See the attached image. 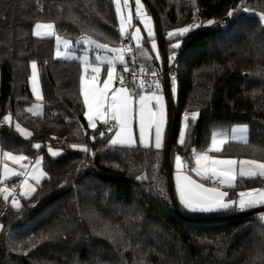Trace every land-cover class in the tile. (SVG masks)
Wrapping results in <instances>:
<instances>
[{
    "label": "trees",
    "instance_id": "16d2710c",
    "mask_svg": "<svg viewBox=\"0 0 264 264\" xmlns=\"http://www.w3.org/2000/svg\"><path fill=\"white\" fill-rule=\"evenodd\" d=\"M150 1L164 34L199 25L183 37H165L168 56L179 53L171 163L180 155L193 165L196 153L209 152L214 132L237 125L249 128L248 142H229L216 154L264 163V24L257 15L264 0ZM40 22L73 42L89 37L116 46L123 40L113 0H0V150L25 163L39 158L47 174L30 197H18L19 208L0 195V264H264L261 213L209 223L203 221L243 211L192 213L178 202L180 217L165 147L111 146L114 132L101 137L104 125L88 127L81 63L57 59L54 39L34 35ZM176 43L181 46L174 49ZM161 55L160 63L147 65L162 69ZM33 61L41 101L30 87ZM37 102L40 114L31 112ZM189 112L198 118L189 119L181 145L180 119ZM6 115L11 123L3 121ZM16 123L31 135L17 132ZM49 148L61 155L51 156ZM254 188H264V177L238 176L228 198Z\"/></svg>",
    "mask_w": 264,
    "mask_h": 264
},
{
    "label": "snow or ice",
    "instance_id": "6c2138e0",
    "mask_svg": "<svg viewBox=\"0 0 264 264\" xmlns=\"http://www.w3.org/2000/svg\"><path fill=\"white\" fill-rule=\"evenodd\" d=\"M129 0H124L125 6L128 5ZM113 3L116 5V14L119 16V28L118 31L121 37H124L126 33L125 28V17L121 14L122 10L120 7V0H113ZM144 5L141 3V0H135V9L136 14L141 17V21L144 24V28L147 31L148 39L151 40V48L153 50L157 49V44L154 36V31L151 26V17L146 16V13L142 11ZM244 12H248L249 9L245 7ZM229 17L233 15V12L228 13ZM259 18L262 24H264V13H259ZM146 17V18H145ZM132 19L131 14L127 17V22H130ZM209 24L213 21H209ZM54 27L53 24L42 25L37 23L35 25L36 31L34 35L42 36L48 35L51 36L52 31L42 34L40 29L46 28L52 30ZM199 27V25H190L185 28H179L175 32H169L168 36H183L185 33L189 32L191 28ZM129 40L136 41L137 46L140 45L141 35L140 29L136 28L134 33L129 35ZM57 43H59V37H57ZM91 44H95L97 48L108 49L107 44H100L96 41H90ZM65 48L69 46V41H64ZM181 45L179 43L173 44L172 47L179 48ZM113 52H121L120 49H110ZM57 57H61L62 53L58 50L56 53ZM64 59H69V56H63ZM107 63L110 67L106 70V78L101 82L100 74L101 67L95 66L91 68V78L88 79L84 76L80 79V91L83 96V105L86 109L84 112V117L87 119L88 127L96 129L97 121H100L105 126V130L101 131L99 135L104 137L106 132L114 131V135L111 136L108 140V143L111 146L116 145H125L127 144L131 147L134 143L133 141V127L132 121L137 119L138 116V129H139V143L144 148L154 147L157 152L161 151L164 148L165 135H166V125L168 123V115L165 105V96L163 95L161 84L159 83L158 78L153 82L154 89L151 87L147 89V95L143 94L145 91L144 85L146 81L141 80L139 84V91L129 89L125 84V78L123 75L119 77V87H113L114 83V73H115V64L111 59H107ZM119 60L121 64H124L123 71H129L127 65L124 62L123 54L115 58ZM156 59H159V53L157 52ZM171 59V58H170ZM97 61H101L100 56H96ZM32 68V92L35 94L37 100H42V96L37 88V64L35 61L31 64ZM143 70V69H142ZM85 72L88 71L86 67ZM153 77H158V74L153 71L151 73ZM136 74L133 73V80H135ZM174 83V77H173ZM102 84V86H101ZM172 92H175V87L171 89ZM138 96V100L135 97ZM198 118L197 112L191 113V121L195 122ZM4 122L11 123V117L6 115L3 117ZM17 132L22 135L30 136V133H26V130L21 127L19 123L14 125ZM189 114H184V125L183 129L179 133V143L181 145L185 144V138L187 130L189 129ZM154 129V138L148 140L152 136V130ZM95 139V137H93ZM233 139H237L235 132H233ZM244 143H247V139L240 137ZM226 142V138L217 139L216 136L212 137L211 147L209 151L219 153L221 152V146ZM35 148L39 149L40 144H35ZM73 148L76 146L73 145ZM85 152L88 151L87 148L83 149ZM51 156L56 157L61 155V153L52 151L49 148ZM5 156L10 157L13 161H20L25 159L23 156H12L10 152L4 153ZM182 158L180 155L175 156V166L177 169L176 175V192L178 196L179 204L186 210L192 213H213L219 212L222 210L234 209L238 207L239 210L255 208L259 205H264V189H252L247 192H240L238 195L240 197L239 201L229 198L228 202H225V198L229 197L227 191H221L218 186L206 187L204 182H198L195 179H192L189 175H180V170L182 169ZM40 161H37L39 164ZM242 166L240 168V175L248 176H261L264 177V163H258L254 160H242L239 162ZM236 164L237 161L234 159H222L216 158L208 155L207 152L200 153L195 157V167L191 168L192 172H195L200 181H211L214 184L224 185L227 184L229 188L235 187L236 180ZM244 165L249 166V170L245 172ZM5 171L7 172V166H5ZM16 175V173H13ZM46 173L41 172L40 176H46ZM139 179V177H138ZM40 178H36V184L39 185ZM24 184L27 186V180L24 181ZM6 191V190H5ZM35 188L30 187L29 191L22 193L23 196L28 197L31 192H34ZM7 199V196H5ZM13 206L19 208L17 201L13 200ZM90 212L95 215V209H90ZM261 219H264V214H261ZM3 225H0L2 228ZM106 228L110 225L106 224ZM119 226H116L118 229Z\"/></svg>",
    "mask_w": 264,
    "mask_h": 264
},
{
    "label": "rangeland",
    "instance_id": "374dc122",
    "mask_svg": "<svg viewBox=\"0 0 264 264\" xmlns=\"http://www.w3.org/2000/svg\"><path fill=\"white\" fill-rule=\"evenodd\" d=\"M141 3L144 5V8L142 9V11L144 13H146V16H150L151 17V26L153 28L154 36H155V40H156V44H157V49L156 50H153L151 48V43L152 42H151V40L148 39L147 31L144 28V24L141 21V17L136 14L135 0L132 1V7L125 6L124 0H120V7H121V10H122L121 14L125 17V20H126V23H125L126 33H125L124 37H122V39H128V41H129L127 43V49L126 50H125L124 44H119V45H116V46H111V45L107 44L108 45V49L97 48L95 46V44H91L90 43V41H92L94 39L89 38V37H84V38L78 40L77 42H73L69 38L57 35L55 33V30H54V27H53V30H52L53 34L51 36H49L48 38H53L54 39V42H55V57L57 59H61V60L79 61L81 63L82 69H83L82 76H84V77H86L88 79H90L91 75H93V73L91 72V68L92 67H95V66L101 67V74H100L101 82L103 81V79L106 78V70H107L108 67H110V65L107 63V60L104 59V58L106 57L107 59L113 60L114 64H115V69H116L115 73H114L115 79H114L113 87H115V83H116V80H117L116 73L118 71V68L120 66L122 67L124 65V64H121L119 62V60L115 59L117 56L123 54L125 63H126V59L130 58L131 61H135L136 60L138 62H142V64H147L148 62H151L152 60H154L156 58V55H157V52H158L159 53V59H157V60L159 62H161L162 55H161V51H160V47H159V43H158V39H157V35H156V26H155L154 19L151 16V14L148 12V10H147V8H146V6H145V4L143 3L142 0H141ZM128 4H131V2L129 1ZM115 10H116V5H115ZM130 14L132 16V19H131L130 22H127V17ZM258 17H259V15H258ZM117 20H118V24H119V22H120L119 16H117ZM40 24L47 25L49 23H40ZM136 28L140 29L141 42H140L139 46H137L136 41L129 40V38H128L131 33L135 32ZM44 36H47V35H44ZM57 37H59V43H57ZM64 41H69V46H68L67 49L65 48ZM97 43H100V42H97ZM100 44H102V43H100ZM110 49H120L121 52H113V51H110ZM131 49L133 50V52H131ZM58 50L62 53L61 57H57L56 56V53H57ZM63 56H69L70 58L69 59H64ZM96 56H100L102 58V60L101 61H97L96 60ZM126 56H127V58H126ZM170 58L172 60L173 56H171ZM86 67L88 68L87 72L84 71V69ZM36 71H37V88H38V90H39V92H40V94H41V96L43 98L41 84H40V79H39L38 68L36 69ZM101 86H102V84H101ZM30 87H31V91H32V82L31 81H30ZM173 87H175V92H172V94H173V97L175 99H177V97H178V86H177V82L175 80H174V83H173V80H172L171 89ZM33 96L36 99V96H35L34 93H33ZM37 101H41V100H37ZM31 112L35 113V114H40L42 112V105L37 102L31 108ZM191 113L192 112L188 113L189 114V119H191ZM184 114L182 115V117L180 119L179 133L183 129ZM98 122H100V121H97V126H98ZM239 127H244L242 129H245V131L249 130V128L247 126H239ZM90 129H92V128H90ZM223 135H226V140H229V139L233 138V136H229L228 133L227 134H223ZM177 139H178V143H179V134H178V138ZM261 214H264V213H261Z\"/></svg>",
    "mask_w": 264,
    "mask_h": 264
},
{
    "label": "crops",
    "instance_id": "0c3cea01",
    "mask_svg": "<svg viewBox=\"0 0 264 264\" xmlns=\"http://www.w3.org/2000/svg\"><path fill=\"white\" fill-rule=\"evenodd\" d=\"M40 23H43V22H40ZM49 24H51V23H49ZM212 24L213 23L209 24L207 22V23L204 24V26L205 27H208V26H210ZM185 27H188V26H185ZM181 28H184V27H181ZM195 28H197V27L191 28V30L189 32L185 33L183 36L187 35L191 31H193ZM177 29H179V28H175V29H171V30L166 31L165 32L166 39H173V38H176V37H183V36H180V35H176V36L169 37L167 35L169 32H175ZM52 30H49V29H46V28H41L40 29V31H41L42 34H44L45 32L47 33L48 31H52ZM35 31H36V29L34 27V31L33 32H35ZM35 37H37V38H48L49 36L48 35L47 36L42 35V36H39L38 37V36L35 35ZM128 42H129L128 39H123V40H121L120 44H125V47L127 48V43ZM126 58H127V56H126ZM152 61H155L157 63H160L156 58L154 60H152ZM125 64L127 65V67L129 65H133V66H143V65H147V64H142V62H138L136 60L135 61H131L130 58L129 59L128 58L126 59V63ZM123 68H124V65L122 66L121 69H123ZM120 71H121L120 68H118V71L116 73L117 76H118V74H119ZM31 76H32V68H31ZM30 81H31V79H30ZM143 94L147 95L148 93H143ZM163 95H164V93H163ZM135 99L138 100V96L135 97ZM165 105H166V111H167V115H168V106H167L166 97H165ZM168 122H169V117H168ZM99 124H102L103 125L102 122H98V125ZM239 126H245V125L233 126L228 131H216V132H214L212 134V137L213 136H216V138L219 140V139L226 138V135H223V134H227L228 133L229 136H233V132H235L237 139L231 138L229 140H226V142L221 146V148H223L224 145L227 144V143H229V142H240V143H244L243 140L240 139V137H244L248 141V139H249V130L245 131V129H242L244 127H239ZM132 127H133V141H134V143H133L132 146L140 145V143H139V129H138V116H137V119H135V120L132 121ZM167 130H168V123L166 125V134H167ZM113 135H114V133H113ZM212 137H211V140H212ZM152 138H154V129L152 130V136H150L148 138V140H151ZM165 140H166V135H165ZM125 145L128 146L127 144H125ZM164 147H165V142H164ZM210 147H211V144H210ZM198 154H200V153H196V155H198ZM196 155H195V157H196ZM208 155L213 156V157H216V158L234 159V160H236L237 161V164H236V180H237V177L238 176H241L240 175V168L242 166L240 165L239 162L242 161V160H247V159H236V158L221 157V156H218L216 154V152H212V151H209L208 152ZM12 156L19 157L17 155H13V154H12ZM37 161H40V163L37 164ZM181 162H182V165H183L182 169L180 170V175L181 176H183V175H189V176L192 177V179H195L198 182H204L206 187H213L214 186V185H211L210 184V181H200V177H198L195 172H192L191 171V168L196 166L195 165V158H194V163L191 166H187L183 162V160ZM5 166H7V169H8L7 172L5 171ZM172 167H173V184H174L175 194H176V197L178 199L177 192H176V175H177V169H176V166H175V158L172 161ZM243 167L245 169V172H247L249 170V166L248 165H244ZM41 172H43V170H42V167H41V160L39 158L38 159H35V160H33V161L29 162V163H25V160L24 159L23 160H20V161H13L10 157L5 156L4 153H2L1 150H0V195L4 199H5V196H7V199H5V200L8 201V203H10V201L12 203V200L11 199L15 195H17L18 197H20V196L21 197H25V196L22 195V193L25 192V191H29L30 187H34L35 190H36V188L38 186L36 184V178L39 177L40 178V182H41L42 179L45 177V176H43V177L40 176V173ZM13 173H16V175H13ZM17 177L19 178V181L17 182V185L16 186H14L13 184L9 183L12 179H15ZM241 177H253V176L244 175V176H241ZM25 180H27V182H28V185L27 186L24 184V181ZM236 180H235L234 183H236ZM218 187L220 188L221 191H227L229 194L232 191V189L234 188V187L229 188L227 186V184L220 185ZM254 189H264V188H254ZM251 190L252 189H248V190H245L244 192L251 191ZM34 192H31L28 197H30ZM228 199L229 198H225V202H228ZM239 199H240V197L238 195L237 198H235L234 200L239 201ZM262 206H264V205H259L257 207H262ZM234 208H237L239 210L238 207H234ZM251 209H253V208H251ZM245 210H248V209H245ZM240 211H244V210H240Z\"/></svg>",
    "mask_w": 264,
    "mask_h": 264
},
{
    "label": "water",
    "instance_id": "95a60500",
    "mask_svg": "<svg viewBox=\"0 0 264 264\" xmlns=\"http://www.w3.org/2000/svg\"><path fill=\"white\" fill-rule=\"evenodd\" d=\"M144 3L148 6L151 16L154 19L155 26H156V35L159 43V47L161 51L163 52V70L165 72L168 71L169 69V56L168 53L165 49V34L163 31V25L161 21V17L159 15V12L153 5V3L150 0H143ZM163 92L167 100V106H168V117H169V122H168V130H167V138L165 141V149H164V164L165 168L167 170V176H168V186H169V192L171 195V200L172 204L175 208L176 213L180 216L183 217L180 209H179V204L175 195L174 191V186H173V167L170 159V154L171 150L173 148V143H174V136H175V128L177 124V111H176V106H175V98L173 97L172 91H171V82H170V76L167 73L163 79ZM264 213V206L262 207H256L247 211L240 212L237 215H232L229 217H224V218H211L207 219L203 222H222V221H227L231 219H235L238 217H245V216H250L254 214H260Z\"/></svg>",
    "mask_w": 264,
    "mask_h": 264
},
{
    "label": "built area",
    "instance_id": "2783aa9c",
    "mask_svg": "<svg viewBox=\"0 0 264 264\" xmlns=\"http://www.w3.org/2000/svg\"><path fill=\"white\" fill-rule=\"evenodd\" d=\"M131 1V0H129ZM127 7H131V4H128ZM124 47H125V44H124ZM127 48L125 47V50ZM131 52H133V50L131 49ZM179 56V53L176 52L174 55H173V59L171 60L170 57H169V69L167 72H165L162 69H160L156 63L153 64V65H143V66H133V65H129L128 66V69L129 71L127 72H124L123 69H121V71L119 72L118 76H117V80H116V83H115V87H119L121 86L119 84V77L121 75L124 76L125 78V84L124 86H126L127 88L129 89H133V90H136V91H139V84H140V81L141 80H144L146 81L145 85H144V88H145V91L144 93H148L147 89H149V87H151L153 90L154 89V81L158 78L159 80V83L161 84V89H162V92H163V79L165 77V75L168 73L169 76H170V82L172 84V80H173V77H174V80L176 81V68H177V58ZM143 69V70H142ZM155 71L157 74H158V77H153L151 75V73ZM133 73L136 74V78L135 80H133ZM149 94V93H148ZM103 129L105 130V126H103ZM115 130H113L112 132H106V135L108 134H111L113 133ZM210 184L211 185H214V186H220L219 184H214L213 182L210 181ZM12 202L13 200L15 201H18V196L15 195L12 199ZM11 202V201H10Z\"/></svg>",
    "mask_w": 264,
    "mask_h": 264
}]
</instances>
